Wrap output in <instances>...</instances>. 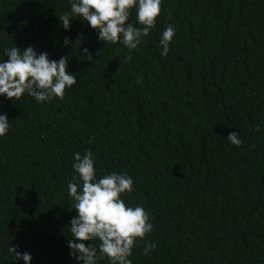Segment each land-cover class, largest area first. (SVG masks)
Here are the masks:
<instances>
[{
  "label": "trees",
  "instance_id": "1",
  "mask_svg": "<svg viewBox=\"0 0 264 264\" xmlns=\"http://www.w3.org/2000/svg\"><path fill=\"white\" fill-rule=\"evenodd\" d=\"M70 10V0H0V62L6 48L34 45L68 56L78 79L63 100L0 96L11 124L0 137V264H25L12 245L32 264H83L67 243V184L73 153L89 149L98 178L127 173L134 190L123 198L153 218L133 264H264V0H163L139 52L105 44L82 18L64 29ZM130 22L140 27L135 10ZM148 242L157 248L146 256Z\"/></svg>",
  "mask_w": 264,
  "mask_h": 264
},
{
  "label": "clouds",
  "instance_id": "2",
  "mask_svg": "<svg viewBox=\"0 0 264 264\" xmlns=\"http://www.w3.org/2000/svg\"><path fill=\"white\" fill-rule=\"evenodd\" d=\"M70 4L69 13L58 14L64 29H71L74 18H82L105 44L122 43L136 52L164 11L163 0H70ZM133 10L140 27L130 22ZM175 34L172 24L163 31L158 44L162 56H168ZM70 43V38L66 37L64 45ZM4 51L7 59L0 62V96L8 100L19 101L25 94L37 103L51 102L55 98L63 100L67 91L78 83L77 75L68 71V56L50 59L48 52L38 53L34 45L24 49L8 47ZM83 53L88 60L93 59L89 49L84 48ZM131 59L127 57L128 62ZM137 83H142V78ZM10 127L7 114L0 112V137L6 136ZM253 131H260V125ZM227 139L238 147L244 143L239 132L229 133ZM251 147L255 148V144ZM73 158L75 175L67 184L68 194L74 201L68 210L76 212L69 224L73 237L67 242L70 255L83 264H100L105 258L109 264H133L130 257L137 241L145 240L154 229L151 213L143 206H130L123 198L133 192V178L114 171L98 178L90 149L83 155L74 152ZM85 241L99 243L86 244ZM156 248L155 243L148 242L142 251L149 256ZM8 251L11 259H23L25 264H32L29 252H20L13 245Z\"/></svg>",
  "mask_w": 264,
  "mask_h": 264
}]
</instances>
